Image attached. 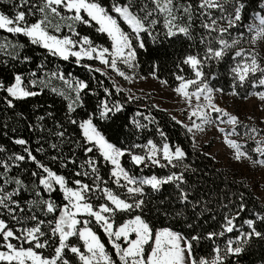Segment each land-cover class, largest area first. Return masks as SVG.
<instances>
[{"label": "snow or ice", "instance_id": "snow-or-ice-1", "mask_svg": "<svg viewBox=\"0 0 264 264\" xmlns=\"http://www.w3.org/2000/svg\"><path fill=\"white\" fill-rule=\"evenodd\" d=\"M0 4L7 8L0 10V31L14 38L0 43L3 64L11 69L7 80L0 78V104L3 114L23 121L35 135L33 142L7 119L0 124V134L8 142L0 143V264H240L242 256L264 241V209L249 210L244 218L242 192L220 195L193 181L197 169L186 162L188 152L170 140L150 108L133 112L130 124L133 135L154 126L158 141L149 137L124 144L106 133L105 125L115 122L137 97H121L124 89L115 81L105 86L93 76V88L90 81L65 74L59 63L49 66L52 57L108 76L101 67L83 62L98 61L132 82L147 40L155 43L161 34L167 39L183 36L191 42L190 49L176 63L171 87L184 99L180 88L186 84L185 92L192 93L189 105L192 99H205V91L224 92L216 83L221 64L228 65L231 94L247 85L264 89V0H196L195 10L187 0H113L110 6L102 0ZM53 18L59 22L53 24ZM78 25L105 36L107 46L81 34ZM241 44L247 47L241 49ZM34 49L44 50L38 62L31 54ZM151 75L158 78L155 71ZM53 79L68 91L52 87ZM160 82L168 84L166 79ZM46 91L61 98L60 115L55 99L36 106L42 114L35 108L31 116L15 111L17 101ZM248 95L264 101V90ZM92 97L94 105L89 102ZM212 103L214 120L238 121L214 102V96ZM198 118L204 120V113ZM170 119L193 145L190 125ZM217 131L235 160L264 167V143L253 139V157L242 144L229 142L235 128L229 132L217 126ZM250 131L264 135V129ZM125 156L128 166L122 162ZM56 192L58 200L53 198ZM238 218L242 225H237ZM204 246L206 252L201 251ZM261 261L264 264V255Z\"/></svg>", "mask_w": 264, "mask_h": 264}, {"label": "trees", "instance_id": "trees-1", "mask_svg": "<svg viewBox=\"0 0 264 264\" xmlns=\"http://www.w3.org/2000/svg\"><path fill=\"white\" fill-rule=\"evenodd\" d=\"M102 2L110 6L113 0H102ZM139 2L143 3L144 0H139ZM187 2H191L194 5L195 10V2L196 0H187ZM0 10L7 11V8L0 4ZM78 31L81 34H88L96 43H102L107 46V38L102 34L95 33L94 29L87 28L83 25H78ZM125 30H127L126 26ZM160 28H163V18H161ZM197 30H198V22H197ZM5 38L14 39L10 37L4 31H0V43L4 42ZM21 41H24L25 38L19 37ZM190 43L186 40L183 36L179 38H171L167 39L161 34L159 40L153 43L151 40L146 41V48L139 53L138 59V68L136 69V73L139 76L143 77H153L151 73L155 71L157 73L159 80H167L168 86L174 85V80L172 77V73L176 71L175 65L178 60L190 49ZM247 47V45H240V48L243 49ZM44 53L43 49H34L31 51L34 59L38 62L39 59L42 57ZM4 60V53L0 51V78H7L10 75L11 69L7 68L3 64ZM51 66L52 63H59L64 71L65 74L68 72L73 73L74 77L83 78L85 80L90 81V87L96 88L95 80H92V77L95 76L96 80H103L105 86H110L111 80L108 79V76H102L101 73L97 72H89L83 67L77 66L72 62H63L57 61L55 58L49 57ZM85 63H89L92 65L93 68L101 67L98 61H83ZM34 66V65H33ZM19 67V65H18ZM227 64H221L219 68L220 77L216 81L217 84L223 86L224 92L222 94H231L230 89L228 87V77L226 74ZM251 65H249V68ZM102 68V67H101ZM184 73L189 75V70L187 68L184 69ZM51 86L56 87L57 89L68 91L67 86L63 85V83L59 80L53 79L51 81ZM199 85H197L198 87ZM264 90L260 89H252L250 85L245 86L244 88L238 89V94L234 95L239 100L245 99L251 95H248L250 91H258ZM128 94L127 92H122L120 94L121 97ZM55 99L54 108L60 110L57 112V115H60L63 110V102L59 97H53L48 91L42 94L39 97L28 98L24 101H17L16 102V112H24L25 115L31 116L33 113L34 108L36 109V114H42L43 109L37 108L38 105H47L48 103H53ZM91 104H95L96 98L92 97L89 101ZM156 106L154 102L148 97H138L133 102H129L126 105L127 111L121 113L115 122H112L108 125H105L106 133L113 139L119 140L120 143L128 144L132 142H143L149 137H152L159 140V137L155 134L154 126H151L149 130H146L139 135H133L134 129H132L130 124V118L133 112L137 109L144 111L145 109H151L152 115L155 116L156 120L159 122V126L163 128L168 137L173 142L181 143L186 151L188 152L187 161L190 163L191 167L197 169L195 175L192 176L193 181L197 182L199 186H201L204 190H211L214 193L220 195H227L229 192L239 193L242 192L244 194V201L247 205L245 212L241 213V216L244 218H248L251 214L249 210H260L264 209V202L260 200L255 194L253 188L248 184L245 179H242L238 172L231 168L223 167L216 158H213L209 155L210 145L206 147H198L195 144L192 145L190 139H186L183 130L179 125H176L174 121L170 119L171 116L165 110ZM9 123L10 127H15L18 129V133L23 135L25 138H31V140L35 141V135L30 134L25 126L23 121L16 119L12 116L10 119L3 114V105L0 104V124H3L5 120ZM127 125V127H126ZM0 143L7 144L8 142L3 138L2 134H0ZM35 143H33V148H35ZM17 150H18V146ZM193 147L195 150H193ZM67 151V148L65 149ZM38 155V154H37ZM38 158H42L39 157ZM122 162L128 166V158L122 157ZM26 167H34V165H26ZM58 169V165L54 166ZM104 170L102 169V172ZM146 172L148 170H145ZM155 172L159 174H164L165 170L156 168L154 169ZM31 178L25 176V180H30ZM45 198H47V194H43ZM28 194L25 193L24 196L21 197L23 200L27 198ZM54 199H59V193H53ZM155 211V210H154ZM209 224L212 223L211 220L208 222ZM237 225H242V220L237 219ZM207 227V225H205ZM101 235L102 240L104 239L102 232H98ZM231 235V234H227ZM227 235L225 239L227 238ZM223 241H221L222 243ZM202 252L207 251V246H204L201 249ZM264 255V241H258L253 248L251 249L250 253L245 254L240 259V264H262L261 256Z\"/></svg>", "mask_w": 264, "mask_h": 264}, {"label": "rangeland", "instance_id": "rangeland-1", "mask_svg": "<svg viewBox=\"0 0 264 264\" xmlns=\"http://www.w3.org/2000/svg\"><path fill=\"white\" fill-rule=\"evenodd\" d=\"M58 22L53 18V24ZM101 67L117 85L124 89V92L137 98L148 97L157 107L165 110L177 120L183 121L186 126L190 125L191 136L195 138L194 144L199 148L210 145L209 155L216 158L223 167L238 172L240 177L253 188L257 197L264 202V167L254 165L244 158L240 161L235 160L234 151L224 143L223 134L217 131V126L229 132L235 128V134L228 137L229 142L237 141L243 145L244 150L255 157L256 154L251 152V149L255 147L253 139L264 143V135L255 136L250 129H264V101L254 95L239 100L233 94H213L205 91V99H192L189 105L188 97L192 93L185 92L186 84L180 88V92L185 96L183 99L172 90V87L162 84L158 78L139 76L135 70L132 82H128L110 69H104L103 65ZM193 87L199 88L197 85ZM213 96L214 102L221 109L237 116V122L220 123L213 119L216 115L211 111L215 107L212 103ZM201 112L204 113V120L198 118ZM222 119L226 120V118Z\"/></svg>", "mask_w": 264, "mask_h": 264}]
</instances>
